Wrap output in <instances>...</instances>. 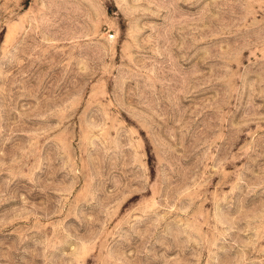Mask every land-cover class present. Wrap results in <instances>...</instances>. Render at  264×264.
Masks as SVG:
<instances>
[{"label":"rangeland","instance_id":"rangeland-1","mask_svg":"<svg viewBox=\"0 0 264 264\" xmlns=\"http://www.w3.org/2000/svg\"><path fill=\"white\" fill-rule=\"evenodd\" d=\"M0 264H264V0H0Z\"/></svg>","mask_w":264,"mask_h":264}]
</instances>
